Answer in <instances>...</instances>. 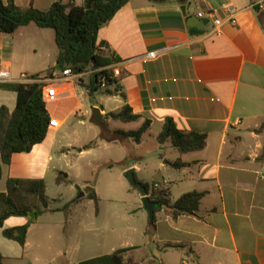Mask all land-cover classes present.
Returning <instances> with one entry per match:
<instances>
[{"label": "crops", "instance_id": "obj_1", "mask_svg": "<svg viewBox=\"0 0 264 264\" xmlns=\"http://www.w3.org/2000/svg\"><path fill=\"white\" fill-rule=\"evenodd\" d=\"M57 1L14 3L21 9L32 6L46 11ZM73 1L85 4V0ZM259 1L129 0L97 34V40L106 45L104 55L116 60L113 65L121 72L117 86L125 98L119 93L89 98L78 84L82 78L86 83L87 76L62 77L59 71L52 72V78L45 80L53 90L52 97L45 99L51 119L46 138L29 153L14 154L10 164L2 167L0 193L5 192L7 179L43 180L53 155H63L74 144L80 146L79 156L87 155L97 143L87 149L91 141H78L76 125L85 126L91 108L100 110L103 129L113 135L129 131L121 126L109 129L110 121L135 122L141 127L149 120L150 127L138 144L152 137L158 145L159 161L152 162L150 182L136 178H141L139 162L144 156L131 161L125 155L123 170H131L138 182L152 190H167L171 203L187 193H202L195 216L172 220L164 209L155 211V207L154 223L147 229L135 228L131 235L117 236L116 243L107 246L104 240L93 243L89 238L93 228L83 224L79 226L83 241L69 254L60 248L62 225L67 222L54 218L60 209L49 207L29 226L23 247L5 239L0 229L3 264H79L131 247L138 248L130 255L141 264H180L183 260L187 264H264V12L255 7ZM225 5L236 10L233 23ZM199 13L203 18H198ZM190 17L206 24L189 26ZM216 20L221 24L215 25ZM50 31L29 24L12 35H0V69L11 76L9 82L0 83H24L22 75L44 78L56 66L57 48ZM149 52L158 55L141 59ZM15 102V93L0 90V107L11 112ZM125 105L139 116L136 121L105 118ZM168 119L181 132L205 135L204 149L180 155L168 140L159 144L157 138ZM88 123L94 124L92 114ZM90 129L85 130L90 133ZM133 143L116 135L105 141L107 147ZM166 148L176 154L169 157ZM177 159L185 166L169 165ZM91 191L84 192L85 197ZM80 206L76 201L69 208ZM28 222L13 216L4 227ZM105 246L107 253L89 255L95 249L104 252Z\"/></svg>", "mask_w": 264, "mask_h": 264}, {"label": "trees", "instance_id": "obj_2", "mask_svg": "<svg viewBox=\"0 0 264 264\" xmlns=\"http://www.w3.org/2000/svg\"><path fill=\"white\" fill-rule=\"evenodd\" d=\"M128 1L85 0V4L80 6L73 0H58L48 10L39 11L32 6L21 9L15 5L14 0H0V35H12L19 27L29 24L40 29L52 30L57 48L56 66L45 73L44 80L51 79L54 71L61 73L64 70H70L72 75L87 76L86 83L82 78L78 80V84L88 90L89 98L97 93L108 96L119 93V96L124 99V95L119 92L116 79L110 77L111 66L116 60L112 55H104L106 45L97 40V34ZM38 77L40 76H29L31 80H36ZM102 79L104 88H100ZM45 87L46 82L40 81L0 83V90L13 92L16 95L13 111L10 112L5 106L0 107V179L2 167L10 164L14 154L29 153L34 146L42 143L46 138L51 119L46 109L47 103L43 98ZM105 118L128 123L136 121L139 116L133 114L130 107L125 105L117 112L106 114ZM149 127L150 121L145 120L139 129L129 132L117 131L115 135L131 139L138 144ZM157 140L159 144L168 140L171 147L183 155L203 150L206 136L181 132L176 129L172 120L168 119ZM95 143H89L86 148H92ZM169 165L175 169L185 166L180 159ZM135 180L138 182L136 178ZM62 182L69 183L66 174L58 173L56 183ZM139 183L145 189L150 201L155 204V211L164 209L172 220L180 216H195L203 198L202 193L191 192L171 203L167 190H152L148 184ZM87 197L96 199L93 191L89 192ZM49 205L43 180L7 179L5 192L0 193L2 236L23 247L29 226L34 224L43 212L49 210ZM33 211H35V218L32 222L12 228L4 227V222L9 217L23 213L30 214ZM153 223L154 216L151 224ZM137 249V247L119 249L111 254L79 264H141L130 255ZM0 264H3L1 254Z\"/></svg>", "mask_w": 264, "mask_h": 264}, {"label": "rangeland", "instance_id": "obj_3", "mask_svg": "<svg viewBox=\"0 0 264 264\" xmlns=\"http://www.w3.org/2000/svg\"><path fill=\"white\" fill-rule=\"evenodd\" d=\"M90 116L91 114L89 118ZM89 118L85 126L76 125L81 138L78 141H95L96 146L82 157L78 154L80 146L77 144H74V148H65L63 155L54 154L43 178L46 195L50 202L49 207L60 209V214L55 215L54 218L60 222H67L62 225L60 248L66 249L69 254H74L75 244L78 245L83 241L80 225L86 224L93 228L94 232L89 237L93 243L104 240L107 246V244L116 243L117 236L131 235L133 229H141V227L147 229L150 224L148 213L141 200L142 195L129 183L126 176L127 171L123 170L124 166L121 162L125 155L131 156V161H134L133 158L137 156H144V160L139 162L143 168V172L140 174L141 178L139 175L136 178L150 182L153 173L151 171L152 162L159 161V151L156 150L157 143L153 141L152 137H145L138 145L133 143L132 145L122 144L107 147L106 139H112L115 136L111 132L105 131L104 127L88 123ZM113 126H121L126 131H135L140 127L135 122L121 125L118 122L110 121L109 129H112ZM86 128H91L90 133L85 130ZM94 134L97 135L95 140ZM164 151L169 157H171V153L176 154L172 149L166 148ZM59 172L65 173L71 183L56 184ZM88 189L96 193V200L85 197L86 193L84 194V192H87ZM82 194L84 195L82 196ZM76 201H80V208H69L71 203ZM106 246L104 252L95 249L89 255L97 256L100 253H107Z\"/></svg>", "mask_w": 264, "mask_h": 264}, {"label": "built area", "instance_id": "obj_4", "mask_svg": "<svg viewBox=\"0 0 264 264\" xmlns=\"http://www.w3.org/2000/svg\"><path fill=\"white\" fill-rule=\"evenodd\" d=\"M255 7H256L259 11L264 12V0H260L259 2H257V3L255 4ZM224 9H225V11L227 12L228 16L231 17V20H230L231 23H233V22H234V18H233V17H234V15H235V13H236V10L233 9V8H231V7H229V6H227V5L224 6ZM203 16H204V14H202V13H199V14H198V18H203ZM220 24H221L220 21H217V20L215 21V25H220ZM157 55H158V52H149V53H147L146 55H144L143 57H141V59H153V58H155ZM61 75H62V77H78V76H76V75H72V73H71L70 70H64V71H62V72H61ZM120 75H121V72H120L119 68L116 67V66H114V65H112V66H111V75H110V77H111L112 79H116V78H118ZM21 78H22V80H23L24 82H28V83H29V82H34V81L46 82L42 77H38V79H36V80H31V79L29 78V76L22 75ZM10 79H11V76H10L9 72L0 69V82H9ZM100 88H104L103 79H102V82H101ZM87 93H88V90H87ZM52 95H53V90H50V89L47 88V86H46V87L44 88V91H43V98H44V100H45V99H48V98H50V97H52ZM50 123H51V122H50ZM155 190H156V189H155ZM180 264H187V263H186L185 260H183Z\"/></svg>", "mask_w": 264, "mask_h": 264}, {"label": "water", "instance_id": "obj_5", "mask_svg": "<svg viewBox=\"0 0 264 264\" xmlns=\"http://www.w3.org/2000/svg\"><path fill=\"white\" fill-rule=\"evenodd\" d=\"M185 6L181 7V11L183 13H185ZM189 26H194V27H202L204 26L206 23L198 18L195 17H190L189 20ZM91 114L93 116V121L95 124L104 127V124L102 122L101 119V115H100V110L98 108H91ZM126 176L128 178L129 183L131 184L132 187L136 188L140 194L142 195V203L144 205L145 210L148 213L149 216V222L151 224L152 220H153V216H154V208H155V204L153 202L150 201L149 196L146 194L145 189L143 188V186L137 182L134 178L133 172L131 170H128L126 173ZM91 189H88V191H90ZM83 196V194H82ZM17 217H23L28 219L29 222H32L35 218V211H33L30 214H17Z\"/></svg>", "mask_w": 264, "mask_h": 264}]
</instances>
